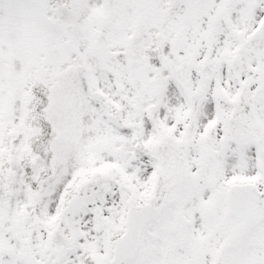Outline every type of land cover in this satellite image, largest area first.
I'll return each instance as SVG.
<instances>
[{
    "label": "snow or ice",
    "instance_id": "obj_1",
    "mask_svg": "<svg viewBox=\"0 0 264 264\" xmlns=\"http://www.w3.org/2000/svg\"><path fill=\"white\" fill-rule=\"evenodd\" d=\"M0 264H264V0H0Z\"/></svg>",
    "mask_w": 264,
    "mask_h": 264
}]
</instances>
